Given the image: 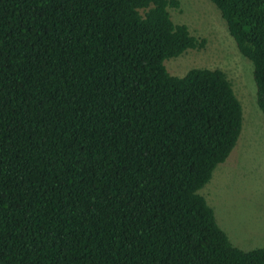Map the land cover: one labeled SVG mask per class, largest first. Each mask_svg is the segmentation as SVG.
I'll use <instances>...</instances> for the list:
<instances>
[{
    "label": "trees",
    "instance_id": "16d2710c",
    "mask_svg": "<svg viewBox=\"0 0 264 264\" xmlns=\"http://www.w3.org/2000/svg\"><path fill=\"white\" fill-rule=\"evenodd\" d=\"M252 66L264 0H208ZM178 0H0V264H264L198 194L243 111L218 69L164 62L204 40Z\"/></svg>",
    "mask_w": 264,
    "mask_h": 264
},
{
    "label": "rangeland",
    "instance_id": "374dc122",
    "mask_svg": "<svg viewBox=\"0 0 264 264\" xmlns=\"http://www.w3.org/2000/svg\"><path fill=\"white\" fill-rule=\"evenodd\" d=\"M171 10L175 24L204 40L164 62L168 73L183 77L190 69L222 71L232 84L243 111L242 131L227 160L198 194L213 209L219 228L235 247L250 251L264 246V117L257 108L252 66L236 49L219 11L208 0H178Z\"/></svg>",
    "mask_w": 264,
    "mask_h": 264
}]
</instances>
